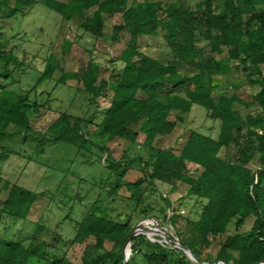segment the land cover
<instances>
[{
  "label": "trees",
  "instance_id": "16d2710c",
  "mask_svg": "<svg viewBox=\"0 0 264 264\" xmlns=\"http://www.w3.org/2000/svg\"><path fill=\"white\" fill-rule=\"evenodd\" d=\"M35 3L55 11L65 21L76 20L95 38L115 43L127 35L131 46L118 58L122 66H114L108 76L102 75V65L94 57L76 70L65 71L59 57L49 54L33 86L23 90L11 85L21 84L26 67L12 51L4 50L6 39L1 40L0 32L3 152L12 151L3 143L16 138L26 142L28 136L36 140L37 153L44 152L47 143L58 141L83 148L92 136L81 125L85 121L86 125L95 123L109 137L132 143L143 134L144 143L154 153L151 160L127 153L116 160L106 146L98 145L107 154L103 164L109 174L102 189L112 207L110 212L92 207L78 222L72 241L84 244L82 264H136L139 257L144 264H264V0H200L195 8L188 0H0L1 16L22 14ZM115 14L121 15V22L110 27L106 16ZM160 34L169 48L164 59L142 54L133 45L140 36ZM74 43L64 39L63 53L70 52ZM234 69L243 70L246 81L259 86L251 100L238 94L239 82L229 83L234 92L214 97L217 77ZM57 71H61L57 83L66 85L72 80L83 85L89 105L99 107L104 99L108 106L99 122L63 112L49 132L35 136L30 119L44 104L31 92L43 81L53 80ZM194 105L220 121L217 137L192 129L179 152L154 147L155 138L171 134L183 124ZM240 107L253 112L244 115ZM223 148L236 150L235 161L220 157ZM255 155L260 165L252 169L249 163ZM189 163L202 167L198 175L189 172ZM135 168L141 176L127 180V173ZM176 181L186 183L187 196L201 205L199 217L189 222L187 232L179 231L173 211L165 214L172 232L166 227L161 231L179 244L153 242L143 233L135 234L132 215L145 204L147 191H158L157 183L176 189ZM123 187L129 195H119ZM3 190L7 195L0 204V215L26 219L39 193L4 180L0 174V194ZM119 197L132 206V213L114 215L113 205ZM162 199L170 204L165 196ZM153 209L148 203L141 211L148 214ZM231 225L235 232L228 234ZM224 234L215 256L203 260L202 246ZM107 241L113 242L110 249ZM0 264L75 263L58 246L37 236L28 245L0 236Z\"/></svg>",
  "mask_w": 264,
  "mask_h": 264
},
{
  "label": "rangeland",
  "instance_id": "374dc122",
  "mask_svg": "<svg viewBox=\"0 0 264 264\" xmlns=\"http://www.w3.org/2000/svg\"><path fill=\"white\" fill-rule=\"evenodd\" d=\"M199 1L188 0L193 8ZM1 13L0 11V32L3 33L1 40L6 39L4 50L12 51L23 60L26 67L20 76L21 84L11 85L14 89H30L39 72L44 70L49 54L59 57L65 71L76 70L94 57L102 65V75L108 76L114 66L116 68L122 66L118 58L125 48L131 46L127 43V35L115 43L95 38L84 32L76 20L65 21L58 13L40 3H35L26 8L24 13L10 18L2 17ZM106 19L108 26L111 27L113 23L121 22V15L106 16ZM64 39L75 42L67 54L62 51ZM133 45L140 53L158 59L166 58L169 52L162 34L156 37L140 36ZM223 55H226V52L219 56ZM60 75L61 71H57L53 80L43 81L31 92L33 98L44 104L30 119L31 133L35 136L39 132H49V127L63 112L73 117L92 118L94 122H99L108 106V101L104 99H100L99 107L89 105L83 85L72 80L66 85L57 83ZM230 82L242 84L237 92L245 100H251L252 94L259 90V86L246 81L243 70L234 69L231 74L217 77V88L214 90L216 99L222 92L230 94L235 91L229 86ZM240 110L244 115L252 111L245 107H240ZM81 125L90 135L92 134L91 143L83 148L58 141L47 143L45 151L37 153L36 140L34 141L31 136H28L26 142L16 138L3 143L12 151L3 152L0 147V174L3 179L39 193L26 219L0 215V236L21 240L25 245L37 236L65 251L75 264H82L84 251V244L72 241L78 222L92 207L101 212H110L112 207L106 198V191L102 189L103 181L109 174L103 164L107 154L101 152L98 145L106 146L116 160L124 153L131 156L140 154L147 160H151L154 155L151 147L144 143L143 134L138 136L136 143H132L127 139L107 136L93 122L86 125L85 121H82ZM192 129L217 137L220 121L210 118L202 106L194 105L186 121L179 124L171 134L158 135L153 141V146L179 152ZM15 150L21 152L17 153ZM235 156L234 148H223L220 152L223 159L235 161ZM259 165L258 155H255L249 166L256 169ZM188 169L192 175H198L202 167L189 163ZM141 174L139 169L135 168L131 169L125 178L135 180ZM175 186L176 189H172L170 184L157 183L158 191L153 192L152 189L147 191L145 204L150 203L154 209L144 214L141 211L145 205L143 204L133 213L132 225L135 229L144 228L148 231L151 228L166 227L172 232L167 225L165 214L169 216L173 211L179 231L187 232L191 226L189 222L199 217L201 205L194 198L187 196L189 186L186 183L176 181ZM6 195L7 190H3L0 194V204ZM119 195L127 196L129 192L123 187ZM163 196L168 198L169 205L164 202ZM118 200L113 205L114 215L120 211L122 214L132 213V206L126 199L119 197ZM163 209L165 211L161 212ZM40 225L44 228L41 229ZM234 232L235 227L231 225L227 233ZM226 235L212 238L209 246H202L203 260L209 261L215 256ZM174 243L179 244L178 241ZM112 245V241L106 242L107 249ZM136 264H144L141 257L137 259Z\"/></svg>",
  "mask_w": 264,
  "mask_h": 264
},
{
  "label": "built area",
  "instance_id": "2783aa9c",
  "mask_svg": "<svg viewBox=\"0 0 264 264\" xmlns=\"http://www.w3.org/2000/svg\"><path fill=\"white\" fill-rule=\"evenodd\" d=\"M135 233H143L145 234L151 241L153 242H160V243H174L173 240L169 239L168 236L161 231V228H151L150 230L148 229V231L144 228H139V229H135ZM221 263V262H219Z\"/></svg>",
  "mask_w": 264,
  "mask_h": 264
},
{
  "label": "water",
  "instance_id": "95a60500",
  "mask_svg": "<svg viewBox=\"0 0 264 264\" xmlns=\"http://www.w3.org/2000/svg\"><path fill=\"white\" fill-rule=\"evenodd\" d=\"M181 247L184 248L189 253V255L195 259L194 255L192 254V252L187 247H184V246H181Z\"/></svg>",
  "mask_w": 264,
  "mask_h": 264
}]
</instances>
